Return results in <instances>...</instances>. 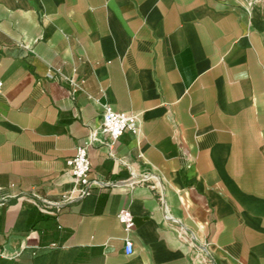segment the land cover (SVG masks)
Segmentation results:
<instances>
[{
    "label": "crops",
    "instance_id": "0c3cea01",
    "mask_svg": "<svg viewBox=\"0 0 264 264\" xmlns=\"http://www.w3.org/2000/svg\"><path fill=\"white\" fill-rule=\"evenodd\" d=\"M0 187V264H264V0H0Z\"/></svg>",
    "mask_w": 264,
    "mask_h": 264
},
{
    "label": "built area",
    "instance_id": "2783aa9c",
    "mask_svg": "<svg viewBox=\"0 0 264 264\" xmlns=\"http://www.w3.org/2000/svg\"><path fill=\"white\" fill-rule=\"evenodd\" d=\"M50 76H52V74H50ZM72 83L74 87L73 92L84 89L83 80H72ZM141 123V118L138 113L133 111L115 110L109 104H105L103 121L99 128L92 131L89 144L78 146L76 149V154L68 160V165L74 175V188L70 193L64 195L62 202H58L55 205L61 206L72 201L81 200L92 191L95 182L90 178L91 159L88 153V145L94 144L96 141L100 140L99 133L108 135L111 145L126 131H132L135 134H138L141 131ZM43 201L46 207L52 205V203L47 200ZM118 217L121 223L124 225L126 231L131 232L136 224L133 212L130 209H123L119 212ZM133 250L134 243L130 238H127L126 251L127 253L131 254ZM2 257H5V250L0 248V258Z\"/></svg>",
    "mask_w": 264,
    "mask_h": 264
}]
</instances>
